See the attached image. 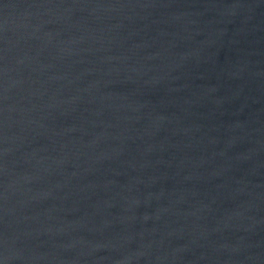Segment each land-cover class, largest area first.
<instances>
[{
	"label": "water",
	"instance_id": "water-1",
	"mask_svg": "<svg viewBox=\"0 0 264 264\" xmlns=\"http://www.w3.org/2000/svg\"><path fill=\"white\" fill-rule=\"evenodd\" d=\"M0 264H264V0H0Z\"/></svg>",
	"mask_w": 264,
	"mask_h": 264
}]
</instances>
